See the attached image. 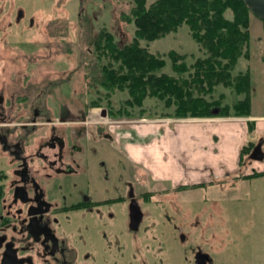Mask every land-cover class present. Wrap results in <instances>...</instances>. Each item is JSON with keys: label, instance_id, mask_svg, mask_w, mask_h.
Returning <instances> with one entry per match:
<instances>
[{"label": "flooded vegetation", "instance_id": "1", "mask_svg": "<svg viewBox=\"0 0 264 264\" xmlns=\"http://www.w3.org/2000/svg\"><path fill=\"white\" fill-rule=\"evenodd\" d=\"M35 28L23 8H0V264H215L210 217L186 196L197 184L152 180L126 133L111 132L115 119L70 118L66 88L84 54L71 71L66 32L44 43L23 35ZM248 143L225 171L227 188L241 189L233 214L264 184V161L250 158L264 139ZM261 220L264 230V209Z\"/></svg>", "mask_w": 264, "mask_h": 264}, {"label": "rangeland", "instance_id": "2", "mask_svg": "<svg viewBox=\"0 0 264 264\" xmlns=\"http://www.w3.org/2000/svg\"><path fill=\"white\" fill-rule=\"evenodd\" d=\"M156 1L147 0V6ZM133 6V0H0V8L7 10L12 7H21L28 15L35 16L38 28L24 32L25 37H37L40 39L39 42L44 43L50 39L52 33L57 35L51 29L59 30V34L63 29L69 36L68 50L71 71L77 69L78 58L82 53L84 54L85 68L74 76L73 81L66 88L69 103L67 109L70 118L78 114L84 119L90 120L103 119L102 111L107 110L106 108H89L92 101L98 100L102 96L101 94L107 93L106 90L94 85L92 77L89 76V68L94 66L93 61L98 60L99 63V59L95 58L93 54L95 36L106 29L111 31L121 44L132 42L135 37V25L130 19ZM225 16L228 20H232V11L228 10ZM40 26L42 30H40ZM19 32L17 30V35ZM250 35L249 57L240 58L233 74L250 73L252 111L254 114L264 115V22L253 13L250 18ZM80 42L82 49L79 47ZM141 45L148 48L151 53L166 59L167 66L162 72L168 74H172L171 61L167 56L171 50L187 54L189 63H192L197 57L205 56L204 50L192 39L186 25L177 32L158 40L142 41ZM89 52L91 53L89 54ZM221 94L226 96L224 103L232 104L237 100L244 99L243 95L237 96L231 89L219 87L215 97H220ZM61 97V93L55 95L57 101L61 100ZM127 98V92L116 90L111 93L110 102L118 107ZM102 101L105 106L107 98L104 97ZM144 108L146 111L142 119H115L110 116L108 111L105 119H115L121 125L119 129L124 131L126 127L134 126L143 119L160 118L162 107L158 106L156 99L148 98L144 102ZM134 113L138 115L139 110H135ZM123 127L125 128L123 129ZM116 129L118 130V127ZM109 130L108 128L107 131ZM257 137L262 138V136L256 135L252 141L255 142ZM95 148L104 153L100 145H96ZM193 152L192 155L186 157L190 162L180 163L182 178L178 184L188 182L197 184V187L187 192L186 196L188 200L198 203L197 208L200 212H204L206 218L210 217L209 233L213 234V237L208 250L214 257L215 264H264V230L261 229L263 222L262 220L256 223L253 221L259 219L264 209V188H262L264 184L259 183L260 187L257 188V191H252L253 196L259 197L257 201L248 202L245 200L238 206L239 213L233 214V210L227 208L229 199L233 193L236 194L241 189L227 188L226 180L229 177L220 170L221 166H224V159L222 156L217 157L209 154L206 149L202 150L200 145L198 149H193ZM111 153H113L112 159L123 162L121 155H117L112 150ZM180 194L183 196L185 193L181 192ZM249 221L254 226L253 230H246L250 227Z\"/></svg>", "mask_w": 264, "mask_h": 264}, {"label": "trees", "instance_id": "3", "mask_svg": "<svg viewBox=\"0 0 264 264\" xmlns=\"http://www.w3.org/2000/svg\"><path fill=\"white\" fill-rule=\"evenodd\" d=\"M133 1L132 42L121 44L106 29L95 36L93 54L99 63L93 61L89 76L107 93L92 101L89 108H106L115 119H142L144 102L153 98L162 107L160 118H210L215 111L219 117L252 115L250 73L233 74L240 58L249 57L252 13L243 0H157L150 6L147 0ZM228 10L233 13L232 20L225 16ZM184 25L205 56L189 63L187 54L171 50L167 56L172 74L162 72L166 59L151 53L141 42L166 37ZM219 87L231 89L244 99L224 103V94L215 97ZM116 90L128 94L118 107L110 102ZM102 97L107 98L105 106ZM135 110H139L138 115ZM251 147L252 143H248L242 149V159Z\"/></svg>", "mask_w": 264, "mask_h": 264}, {"label": "crops", "instance_id": "4", "mask_svg": "<svg viewBox=\"0 0 264 264\" xmlns=\"http://www.w3.org/2000/svg\"><path fill=\"white\" fill-rule=\"evenodd\" d=\"M120 126L116 124L112 129L117 139L123 133ZM124 132L129 138L126 147L134 162L143 164L152 180L175 184L182 178L180 163L190 162L187 155H192L199 145L209 154L222 156L224 166L220 170L223 172L237 170L246 144L256 135L264 139V115L252 111L250 117L143 119L126 127ZM261 167L264 169L263 164Z\"/></svg>", "mask_w": 264, "mask_h": 264}, {"label": "water", "instance_id": "5", "mask_svg": "<svg viewBox=\"0 0 264 264\" xmlns=\"http://www.w3.org/2000/svg\"><path fill=\"white\" fill-rule=\"evenodd\" d=\"M246 5L249 7L251 13L256 15L264 22V0H243ZM214 114H218V111H215ZM107 116V110H103L102 117ZM250 158L257 161H264V152L260 145H258L250 155Z\"/></svg>", "mask_w": 264, "mask_h": 264}]
</instances>
